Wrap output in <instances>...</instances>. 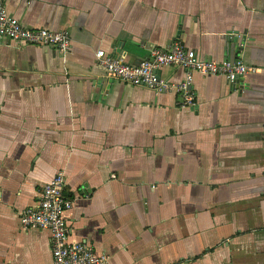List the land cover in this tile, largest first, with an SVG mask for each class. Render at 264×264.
Listing matches in <instances>:
<instances>
[{
  "label": "crops",
  "instance_id": "obj_1",
  "mask_svg": "<svg viewBox=\"0 0 264 264\" xmlns=\"http://www.w3.org/2000/svg\"><path fill=\"white\" fill-rule=\"evenodd\" d=\"M4 2L72 46L0 43V264H53L51 231L20 218L57 175L73 238L105 264H264V0ZM175 41L253 70L238 86L194 72L196 105L182 107L97 58L138 64Z\"/></svg>",
  "mask_w": 264,
  "mask_h": 264
},
{
  "label": "built area",
  "instance_id": "obj_2",
  "mask_svg": "<svg viewBox=\"0 0 264 264\" xmlns=\"http://www.w3.org/2000/svg\"><path fill=\"white\" fill-rule=\"evenodd\" d=\"M12 41L19 44L54 47L68 52L72 39L67 30H51L47 27H30L13 15L4 0H0V43ZM99 63L105 67L107 77L137 86H145L158 92L174 91L182 100V107L196 105V93L192 88L194 72L203 75L222 76L234 86L253 68L243 60L204 58L181 41L170 47H152L150 55L138 64L130 63L123 55H110L104 50L97 53ZM177 65L187 70L186 79L174 83L164 79L159 71ZM67 183L57 175L46 183L38 204L21 212V224L26 229H47L52 234L53 264H105L109 257L96 251L93 244L73 238L72 227L66 213L73 200L66 194Z\"/></svg>",
  "mask_w": 264,
  "mask_h": 264
},
{
  "label": "rangeland",
  "instance_id": "obj_3",
  "mask_svg": "<svg viewBox=\"0 0 264 264\" xmlns=\"http://www.w3.org/2000/svg\"><path fill=\"white\" fill-rule=\"evenodd\" d=\"M182 100V99H181Z\"/></svg>",
  "mask_w": 264,
  "mask_h": 264
}]
</instances>
